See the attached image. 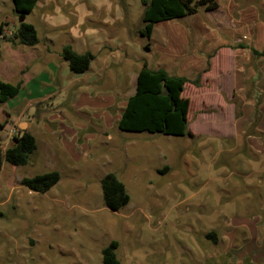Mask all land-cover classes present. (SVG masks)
Wrapping results in <instances>:
<instances>
[{"label": "rangeland", "instance_id": "374dc122", "mask_svg": "<svg viewBox=\"0 0 264 264\" xmlns=\"http://www.w3.org/2000/svg\"><path fill=\"white\" fill-rule=\"evenodd\" d=\"M217 1L224 11L228 1ZM240 1L264 21V0ZM219 10L202 15L220 23ZM142 12L139 0H38L25 17L34 48L8 40L18 15L12 0H0V80L22 83L0 102V264H101L111 241L120 264H264V157L254 142L246 148L240 98L233 111L199 110L187 83L189 135L117 128L137 70L163 68L152 47L162 44V26L150 41L141 37ZM66 45L94 55L88 71L69 70ZM20 123L36 148L26 165L13 166L3 151ZM50 171L59 180L46 192L21 184ZM109 173L129 197L118 211L103 202Z\"/></svg>", "mask_w": 264, "mask_h": 264}, {"label": "trees", "instance_id": "16d2710c", "mask_svg": "<svg viewBox=\"0 0 264 264\" xmlns=\"http://www.w3.org/2000/svg\"><path fill=\"white\" fill-rule=\"evenodd\" d=\"M38 0H12L13 10L19 15L29 14ZM143 6L141 15L142 27L139 35L147 41L150 39L154 25L182 19L195 15L200 9L214 10L218 7L215 0H139ZM4 23H0V38L4 36ZM8 40L13 44L33 47L38 43L36 30L26 22L17 25ZM255 56H264L261 51L251 50ZM72 73L88 71L94 60L90 52L77 53L71 46L66 45L60 53ZM185 77L170 76L163 69H151L143 64L136 73L135 91L126 100L125 106L117 122V128L125 132H147L167 136L189 135L187 112L189 101L181 97ZM193 85H198L196 79ZM21 87V82L13 85L0 80V102L4 103L14 98ZM36 148L32 134L24 131L11 138V145L3 151L5 162L13 166H24ZM2 164V145L0 141V168ZM59 180L56 171H50L23 178L21 184L32 192H46ZM104 205L111 211L124 207L129 197L123 184L109 173L100 181ZM214 235V234H213ZM118 244L111 241L101 252V264H120L116 249Z\"/></svg>", "mask_w": 264, "mask_h": 264}, {"label": "crops", "instance_id": "0c3cea01", "mask_svg": "<svg viewBox=\"0 0 264 264\" xmlns=\"http://www.w3.org/2000/svg\"><path fill=\"white\" fill-rule=\"evenodd\" d=\"M215 1L218 7L214 10L202 8L195 15L179 19L181 21L175 20L176 23L169 21L154 25L152 33L162 26L163 39L161 46L154 43L152 47L159 49V62L163 64L160 69L170 76L187 79L184 90L187 83L192 84L198 79V85L192 84V90L199 110L214 107L233 111L234 98H240L242 113L238 122L245 128L243 132H249L245 138L246 148L250 149L254 142L256 151L260 157H264V56L252 54L254 57L251 58L249 55L252 49L260 51L258 48L264 46V21L259 18L258 9L251 5H241L243 8H239L238 0H227L222 11L218 1ZM249 1L254 0H243L240 4ZM216 10H219L217 15H220H216V18L220 23L209 21L202 15ZM234 13L238 14L237 19ZM222 15L228 16L227 23L220 20ZM222 30L226 32V42L218 39ZM232 42L238 44L237 48ZM192 76L193 80L190 78ZM183 92L181 97L188 99ZM188 101L187 120L190 99ZM8 141L7 147L11 145V137Z\"/></svg>", "mask_w": 264, "mask_h": 264}, {"label": "water", "instance_id": "95a60500", "mask_svg": "<svg viewBox=\"0 0 264 264\" xmlns=\"http://www.w3.org/2000/svg\"><path fill=\"white\" fill-rule=\"evenodd\" d=\"M25 17H26V14H24V13L19 14V15H18V23L20 24V23L25 22ZM144 50H145L146 52L149 51L148 47L145 48ZM24 125H26V124L22 123V124H20L19 127H18V130H19V132H20V136L23 135V133H24V131H25V127H24Z\"/></svg>", "mask_w": 264, "mask_h": 264}, {"label": "built area", "instance_id": "2783aa9c", "mask_svg": "<svg viewBox=\"0 0 264 264\" xmlns=\"http://www.w3.org/2000/svg\"><path fill=\"white\" fill-rule=\"evenodd\" d=\"M243 39H245V37H243ZM18 133V131L15 130V128H13L9 134V137H13L14 135H16Z\"/></svg>", "mask_w": 264, "mask_h": 264}]
</instances>
